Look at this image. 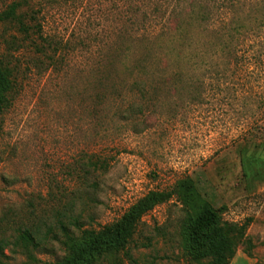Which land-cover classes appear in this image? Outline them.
Wrapping results in <instances>:
<instances>
[{"label": "rangeland", "instance_id": "374dc122", "mask_svg": "<svg viewBox=\"0 0 264 264\" xmlns=\"http://www.w3.org/2000/svg\"><path fill=\"white\" fill-rule=\"evenodd\" d=\"M17 1L0 0V12ZM21 2L26 24L41 26L55 53L36 33L0 22L12 81L0 115V241L8 242L0 264L58 260L60 223L76 237L100 229L184 178L222 220H249L230 264H264V0ZM191 5L222 23L194 29L193 59L176 62L168 42L150 45L144 34L162 30L163 14L187 19ZM146 47L166 78L146 82L143 96L128 91L135 78L124 66ZM186 219L174 198L156 206L125 251L99 264H201L186 250ZM23 230L39 247L13 245Z\"/></svg>", "mask_w": 264, "mask_h": 264}, {"label": "trees", "instance_id": "16d2710c", "mask_svg": "<svg viewBox=\"0 0 264 264\" xmlns=\"http://www.w3.org/2000/svg\"><path fill=\"white\" fill-rule=\"evenodd\" d=\"M28 5V4H26ZM22 2H12L5 10L0 12V22H9L14 24L24 35L36 33L37 37L47 43L48 49L55 42H50L43 38L40 34L41 26H29L25 22L27 14L23 13ZM154 13H157L155 11ZM189 16L185 20H180L171 13L163 18L159 16L162 30L154 34L151 26L147 34H144V40L168 44L170 47L167 53L173 54L176 62L184 60L187 63L193 59V44L196 41L194 29L203 28V31H210L214 23H222V21H214L208 16L206 6L191 5ZM31 17V16H30ZM29 19L33 20V16ZM149 24V23H148ZM165 27L174 30L173 34L167 37L164 34ZM138 38V36H137ZM223 47H230V44H222ZM154 49L146 47L143 57H139L135 61V65L124 66L125 70L133 71L131 76L137 80H132L128 91L137 95L144 96V85L153 78L163 81L164 72L160 66H157L154 58ZM55 53L53 46L51 51ZM55 54L48 56L51 62H54ZM128 56V53L125 54ZM159 64V63H158ZM130 68H134L130 70ZM160 72L162 73L161 76ZM180 74L176 75V78ZM162 77V78H161ZM12 89L11 71L0 60V115L10 106L9 92ZM129 111L142 114L143 107L130 106ZM93 167V169L106 168L103 162H93L88 160L84 165ZM172 198L185 210H187V219L185 222L184 236L185 246L188 254L194 262L201 264H230L235 254V249L241 244H245L248 239L246 229L249 220L244 223L227 222L221 219L218 211L207 201L202 200L197 192L193 181L190 178H184L175 182L169 190L149 191L137 199L123 215L115 222L105 225L100 229H84L80 230L76 237L68 231V228L60 223V231L63 239L60 240L64 247L65 255L53 262H45L44 264H99L106 256H117L119 252H124L136 231L142 217L153 210L156 206L168 202ZM74 219L70 220L73 222ZM76 221L73 222L75 224ZM20 244L26 251L29 248L36 249L39 243L35 242L34 235L28 231H21L13 242V245ZM8 245L6 241H0V253H3L4 246ZM206 260V262H202Z\"/></svg>", "mask_w": 264, "mask_h": 264}]
</instances>
